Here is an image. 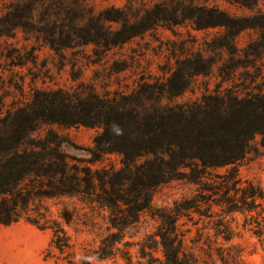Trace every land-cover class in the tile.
Returning a JSON list of instances; mask_svg holds the SVG:
<instances>
[{"label":"rangeland","instance_id":"374dc122","mask_svg":"<svg viewBox=\"0 0 264 264\" xmlns=\"http://www.w3.org/2000/svg\"><path fill=\"white\" fill-rule=\"evenodd\" d=\"M259 96L264 0H0V129L25 119L30 146L52 136L70 164L27 187L28 215L49 227L0 223V264H160V234L195 264H264V130L242 122ZM240 101L239 158L221 167L143 143L124 156L102 135L103 105L133 122L191 111L195 137L204 113L216 119L200 134L223 133ZM238 179L261 188V210L226 211ZM50 226L68 237L62 253Z\"/></svg>","mask_w":264,"mask_h":264},{"label":"trees","instance_id":"16d2710c","mask_svg":"<svg viewBox=\"0 0 264 264\" xmlns=\"http://www.w3.org/2000/svg\"><path fill=\"white\" fill-rule=\"evenodd\" d=\"M245 104V101L238 102L227 111L228 115L231 114L230 117L219 120L221 127H225L222 129L224 132L220 134L217 132H210L208 135L200 134L203 126L211 125L216 119L213 114L204 113L201 117L202 122L194 130L195 137H191L190 128L199 122L193 121L191 111L173 112L169 118L157 113H148L136 122H133L134 116L131 114L133 117L130 122L131 117L128 111H115L110 106L103 105L102 115H100L102 135L111 141L112 148L108 150L118 151L124 156L133 150V147L143 143L146 149L152 151L153 154L168 150L179 154L189 161V166L194 170L198 166L221 167L234 163L239 158L237 151H232L231 146L235 145L241 136V134L238 135V127L234 126L238 122L235 119L244 117ZM257 104L259 108L254 110ZM246 107L253 113L254 122L251 119L246 122L242 120L243 127L255 132H263L264 96L252 99ZM232 112H237V114L234 116ZM20 121V119L15 120L10 127L0 129V223L9 224L25 217L26 220L37 224L40 228H46L49 226L39 224L37 218L28 215L32 191L27 187H31L33 182L41 176L64 175L69 170L70 164L65 155L58 151L59 142L54 141L52 136H46L35 145L36 148L30 146L32 144L29 132L30 123L25 119ZM232 128H235V131H231ZM191 139L194 143L189 146L190 143H187ZM108 150L104 149L102 152ZM174 161L176 164L179 163V158ZM175 163L168 165L171 167ZM147 166L148 181L156 183L155 173L152 171L149 173L150 164ZM134 181L136 178L133 179ZM237 181L239 179L232 181L234 198L226 204V211H252L256 208L261 210L263 198L261 188L251 180L244 181V185ZM68 192L61 187L56 189L58 195ZM236 198L241 208L236 209L231 206L233 203L236 204ZM50 227V245L62 253L70 246L68 237L60 226ZM159 243L163 255L160 264H195L194 260L185 254L180 257L179 248L175 247L169 238L166 239L164 234H160ZM107 255V252H102V255L98 254L96 258ZM81 264H89V262L84 260Z\"/></svg>","mask_w":264,"mask_h":264}]
</instances>
